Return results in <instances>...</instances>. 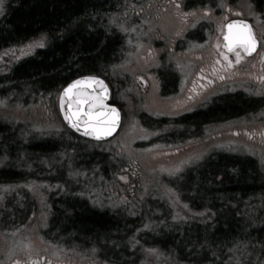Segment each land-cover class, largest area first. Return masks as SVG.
I'll use <instances>...</instances> for the list:
<instances>
[{
  "label": "rangeland",
  "instance_id": "1",
  "mask_svg": "<svg viewBox=\"0 0 264 264\" xmlns=\"http://www.w3.org/2000/svg\"><path fill=\"white\" fill-rule=\"evenodd\" d=\"M248 1L225 0L213 7L207 4L189 11L179 6L182 0H117L113 12L116 16L107 18L124 33L125 42L103 69L122 114L121 126L112 139L92 141L68 132L57 111L58 93L53 102L25 105L0 96L1 122L12 123L18 133H27L29 128L37 133L42 131L56 148L49 155L29 152L24 158L21 156L31 167L30 178L0 184V264H31L41 257L50 264H113L98 256L92 246L83 247L84 244L70 239L57 242L54 239L60 236L44 230L48 226L52 198L75 204L80 211L107 212L113 219L125 222L108 238H101L105 236L101 233L96 238L88 236L86 241L90 239V245L101 242L110 247L128 246L135 241L134 235L149 234L154 229L156 232L164 205L170 218L182 216L187 206L176 189L184 190L186 180L179 173L203 161L206 153L216 155L224 149L222 145L233 144L240 127L232 126L233 123L227 127L210 125L202 130L178 128L177 124L170 127L171 118L190 110L186 81L191 68L189 59L207 50L194 43L188 51L179 40L190 26L198 25L200 30L202 26L211 28L213 43L226 14L230 17L238 12L257 24ZM4 11L5 0H2L0 18ZM46 42L41 37L1 50L0 79ZM159 62L172 64L179 72L177 95L160 88L156 78ZM165 87L173 89L170 85ZM9 90L8 96L18 94ZM164 134L172 136L170 142L164 139ZM17 153L13 156L15 161ZM140 208L141 223L131 225V216ZM146 217L151 220L149 226L143 224ZM161 248L157 245L145 251L142 263H183L174 255L163 254L165 249ZM109 249L106 246L100 253L105 254Z\"/></svg>",
  "mask_w": 264,
  "mask_h": 264
},
{
  "label": "trees",
  "instance_id": "2",
  "mask_svg": "<svg viewBox=\"0 0 264 264\" xmlns=\"http://www.w3.org/2000/svg\"><path fill=\"white\" fill-rule=\"evenodd\" d=\"M251 1L264 5V0ZM116 4L117 0H5L0 18V51L41 37L47 42L0 79V96L19 105L53 102L61 88L75 77L94 74L106 80L103 69L125 42L124 33L107 18L116 16L113 14ZM9 89L18 94L8 96ZM234 99L224 100L223 108H211L206 115L198 112L176 118L169 123L170 127L177 124L182 128L188 120L198 124L207 117L233 113L237 106ZM111 100L119 107L113 95ZM239 106L244 105L241 102ZM11 124L0 121V184L22 178L21 168L28 165L21 156L24 158L29 152L49 155L56 149L42 131L37 133L29 128L27 133H18V128ZM163 136L166 141L172 139L169 134ZM179 175L186 180V187L176 190L187 210L172 219L165 205H161L163 212L156 232L154 229L149 234L134 235L135 241L128 246L110 247L101 242L90 245V239L86 241L88 236L96 238L101 233L105 235L101 238H108L125 222L113 219L107 212L80 211L75 204L55 198L50 200L48 226L44 230L60 236L54 239L57 242L70 239L84 244L83 247L92 246L98 256L113 264H144L145 251L157 245L165 249L163 254L174 255L183 262L178 264H264V198L251 196L257 200L250 214H240L238 210L246 194L263 182L250 161L212 154L186 167ZM13 210L19 212L16 206ZM138 210L131 216V225L142 221L141 208ZM27 215H23V221ZM143 224L149 226L150 218L146 217ZM252 225L257 227L250 228ZM106 246L110 249L100 253Z\"/></svg>",
  "mask_w": 264,
  "mask_h": 264
},
{
  "label": "flooded vegetation",
  "instance_id": "3",
  "mask_svg": "<svg viewBox=\"0 0 264 264\" xmlns=\"http://www.w3.org/2000/svg\"><path fill=\"white\" fill-rule=\"evenodd\" d=\"M224 2L225 0H182L179 6L183 7L184 10L192 11L194 8L207 4L213 7L215 4ZM248 4L249 11L253 14L257 24L238 12L233 13L236 15L230 17L226 14L219 23V32L215 33L214 37L216 38L213 43L210 39L211 28L202 26L200 30L198 25L190 26L179 40V42L186 45L188 51L192 50L194 43H200L198 44L200 45L199 48H207L204 53L197 54L195 57L191 56L189 59L191 68L186 81L190 110L184 115H193L198 112L206 115L211 108H223L226 99L235 98L234 100H237L236 110L233 113L214 118L207 117L198 124L188 120L187 126L189 129L202 130V128H209L210 125H226L227 127L230 123H233L232 126L240 127L238 133L235 132L237 137L233 144L222 145L224 149L217 152V154L223 156L250 161L262 176L263 182L242 199L238 209L240 214L242 212L250 214L254 211L257 197L252 199V195H262L261 197L264 198V5L258 6L251 0L248 1ZM231 21H242L250 27L256 42L254 50L245 52L242 48H236L234 51H228L224 47L226 26ZM238 28H241V26ZM236 52L240 53L239 60H237ZM225 56H227V59L224 58ZM162 70L170 78H167ZM179 77V72L174 68V65L159 62L156 71L159 86L162 89L170 90L172 96L178 92ZM168 85L173 86V89L165 87ZM241 102L244 105L242 107L239 106ZM212 154L213 152L206 153L203 159ZM30 168L28 166L26 169L21 168L25 171V176L24 171H22L21 179L30 178L29 174H32ZM249 227L256 228L257 226L252 225ZM31 264L50 263L44 262L41 257L36 261H31Z\"/></svg>",
  "mask_w": 264,
  "mask_h": 264
},
{
  "label": "snow or ice",
  "instance_id": "4",
  "mask_svg": "<svg viewBox=\"0 0 264 264\" xmlns=\"http://www.w3.org/2000/svg\"><path fill=\"white\" fill-rule=\"evenodd\" d=\"M0 3H2V0H0ZM236 23L237 22L229 23L226 26L228 31L224 34V47L228 49V51H234L236 48H242L245 52H251L254 50L256 42L250 27L244 24L241 28H235L234 26ZM236 56L237 60H239L240 53L236 52ZM224 58L227 59V56ZM92 84H99L104 87L103 81L94 76H86L82 79L73 81L64 89V94L61 97V103H63L64 96L75 97L77 108L75 111H72L70 104L69 113L65 115V119L71 123L72 127L77 128L81 122V118L86 117V119H83L85 134L100 138L102 136L110 135L112 131L115 130L119 121V112L115 108H107L103 104L102 95H88L82 91L80 87L82 85L91 87ZM104 91H107L106 87H104ZM84 103H88L90 105V110L88 112H82L79 107L80 104ZM96 107L104 110L96 112L92 111V109Z\"/></svg>",
  "mask_w": 264,
  "mask_h": 264
},
{
  "label": "water",
  "instance_id": "5",
  "mask_svg": "<svg viewBox=\"0 0 264 264\" xmlns=\"http://www.w3.org/2000/svg\"><path fill=\"white\" fill-rule=\"evenodd\" d=\"M233 22H237L235 24V28H238L239 26H243V24H246L242 21H231L229 23H233ZM228 23V24H229ZM227 24V25H228ZM228 31L227 27H226V32ZM86 76H94L97 77L99 80L103 81V85L104 87H106L107 91H104V87H102L99 84H92L91 87H86V86H80L82 91H84L86 94L88 95H102L103 96V104L107 107V108H115L118 110L119 112V121L115 127V130L112 131V133L110 135L107 136H102L100 138H97L96 136H89L85 134V125L83 124V119H86V117H82L81 118V122L79 123L77 128L72 127L71 123L65 119V115L67 113H69V105L71 104V110L75 111L77 108V102H76V98L75 97H71V96H64L63 99V103H61V97L64 94V89L71 84L73 81L78 80V79H82L83 77ZM75 91V90H73ZM57 107H58V111L60 114V117L63 121V123L65 124V126L71 130L74 134L83 137L85 139H89V140H93V141H105L110 139L118 130L119 126H120V120H121V114H120V110L118 109V107L112 103H110V90L109 87L107 85V83L100 77L96 76V75H82V76H78L72 80H70L59 92L58 98H57ZM80 109L82 110V112H88L90 110V105L88 103H84V104H80L79 105ZM104 109H100L99 107L93 108L92 111L96 112V111H102Z\"/></svg>",
  "mask_w": 264,
  "mask_h": 264
}]
</instances>
